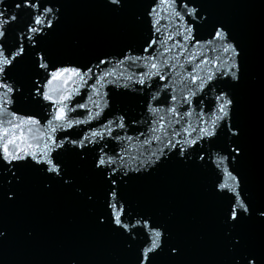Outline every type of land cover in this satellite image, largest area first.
Returning a JSON list of instances; mask_svg holds the SVG:
<instances>
[{
	"label": "snow or ice",
	"instance_id": "6c2138e0",
	"mask_svg": "<svg viewBox=\"0 0 264 264\" xmlns=\"http://www.w3.org/2000/svg\"><path fill=\"white\" fill-rule=\"evenodd\" d=\"M66 4L14 0L9 8L0 0V213L29 184L42 195L63 192L88 206L94 237L111 235L129 250L143 238L134 264H189L188 236L134 211L124 192L175 163L212 177L203 199L218 258L198 264H264V179L256 187L249 175L241 117L246 46L229 21L213 19L216 0H99L128 32L140 31L139 44L86 63L57 59L49 46ZM130 92L143 100L139 120L113 114V97ZM134 141L138 155H128ZM7 239L0 226V243Z\"/></svg>",
	"mask_w": 264,
	"mask_h": 264
},
{
	"label": "water",
	"instance_id": "95a60500",
	"mask_svg": "<svg viewBox=\"0 0 264 264\" xmlns=\"http://www.w3.org/2000/svg\"><path fill=\"white\" fill-rule=\"evenodd\" d=\"M216 3L211 10L213 19L229 21L246 46L248 72L240 90L241 117L250 143L247 168L254 186L258 187L264 179V0H216ZM5 4L11 8L14 0H5ZM62 15V24L49 41L57 59L86 63L101 53H118L128 43L139 44L140 31L128 32L122 21L99 5V0H68ZM253 76L257 79L253 80ZM139 97L140 93L131 92L114 96L113 114H124L126 121L139 120L144 114L143 100ZM128 134H133L131 126ZM138 147L139 142L134 141L133 152L128 155H138ZM106 151L111 154V148ZM92 155L89 154L87 164H91ZM66 160L82 176L83 169L74 168L75 157L69 154ZM211 179L207 173L181 170L173 163L151 177L132 179L124 192L134 211L147 212L159 223L176 225L177 231L186 234L190 247L185 260L198 264L218 258L212 242V205L203 199V189L210 186ZM77 182L82 183L80 176ZM252 186L250 182L249 188ZM90 216L88 206L74 202L70 195L63 192L42 195L29 184L22 190L17 205L5 206L0 213V226L8 233V239L0 243V264H69L73 258L77 264H112L113 261L134 264L135 246L143 238L139 237L129 250L111 235L94 237ZM193 217L197 220L194 229L191 228ZM29 231L30 238L26 236ZM201 236L206 244L201 243ZM157 264H167L166 258H160Z\"/></svg>",
	"mask_w": 264,
	"mask_h": 264
}]
</instances>
